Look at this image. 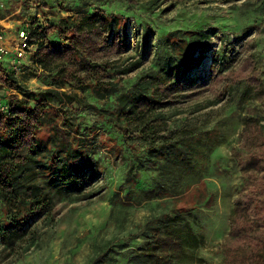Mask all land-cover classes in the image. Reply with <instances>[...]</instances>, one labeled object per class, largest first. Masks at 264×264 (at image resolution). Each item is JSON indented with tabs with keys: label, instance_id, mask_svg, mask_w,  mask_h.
<instances>
[{
	"label": "trees",
	"instance_id": "1",
	"mask_svg": "<svg viewBox=\"0 0 264 264\" xmlns=\"http://www.w3.org/2000/svg\"><path fill=\"white\" fill-rule=\"evenodd\" d=\"M127 1L138 4L142 0ZM83 13L79 22L67 17L46 28L42 37L58 31L63 42L43 39L33 55L42 69L78 87H82L80 79L64 66L93 46L110 43L118 52L124 40L114 29L128 19L104 8ZM215 33L214 29L204 30L203 25L165 32V60L158 68L149 69L127 87L116 82L93 87L96 98H109L103 121L114 136L110 153L117 158L124 149L128 155H120L119 161L131 160L127 163L124 184L128 190L124 197L131 200L138 194L163 199L168 209L150 215L140 226L144 240L137 249L127 250L119 258L110 254L108 245L88 264H178L188 258L199 238L187 216L199 206L211 207L214 196L204 180L185 186L182 183L186 175L207 169L218 133L190 119L194 110L200 111V105L193 111L190 106L179 107L205 91H211L217 101L229 103L234 85L241 82L248 85L238 105L246 117L232 153L239 159L244 185L234 202L228 230L231 240L222 245V256L226 264H264V103L260 109L248 106L253 91L264 101V80L254 75L256 56L251 38L235 52L239 56L236 67L225 69L234 53L226 43L211 54L208 83L202 76L194 77L193 71L208 55L212 37L218 36ZM5 83L21 95L10 96L8 110L0 113V248L12 255L10 263L15 264L36 243L33 220L40 214L53 219L62 210L53 205L49 194L42 193L38 169H42L51 191L82 194L88 200L92 193L82 192L99 181L103 168L91 144L96 129L56 114L52 104L63 103L58 91L27 92L13 75H8ZM177 111L187 112L184 118H176ZM43 130L46 135L41 138ZM44 162L48 166L41 165ZM148 172L155 174L152 186L139 191L137 177H148Z\"/></svg>",
	"mask_w": 264,
	"mask_h": 264
},
{
	"label": "rangeland",
	"instance_id": "2",
	"mask_svg": "<svg viewBox=\"0 0 264 264\" xmlns=\"http://www.w3.org/2000/svg\"><path fill=\"white\" fill-rule=\"evenodd\" d=\"M95 8H104L107 12L122 14L128 19L114 29L117 36L124 40L118 52L112 50L110 43L93 46L81 52L72 64L64 66L80 79L82 87L64 83L62 76L57 77L35 65L33 55L43 39L63 42L58 31L42 37L46 28L67 17L79 22L84 11L91 12ZM1 17L6 22L1 27L13 37L23 27L29 31L31 53L27 64L13 76L14 79L27 92L38 93L46 89L58 91L63 103L52 104L56 114L68 116L72 122L96 129L91 144L103 168L99 181L82 192L92 193L88 200L81 197L82 194L64 195L51 191L45 183L42 169H38L37 180L42 193L49 194L53 205L62 207V210L53 219L40 214L33 220L36 243L15 264H88L101 252L102 247L108 245L111 246L110 254L120 258L127 250L137 249L144 240L140 226L146 219L168 209L162 204L163 199L151 200L138 194H133L131 200L124 197L128 190L124 184L127 163L131 160L127 159L124 163L119 161L120 155H128L124 149L117 158L110 153L115 143L114 136H110L103 121V110L108 108L109 98L98 99L92 90L95 85L106 82L127 87L149 69L158 68L165 60V32L192 29L197 25H203L204 30H216L218 36L212 37L206 59L193 71V76H202L205 84L209 81L212 52H219L226 43L231 44L234 53L225 69L236 67L239 56L235 52L251 38L256 56L254 75L264 80V0H183L180 3L142 0L138 4H131L127 0H6L5 9L0 11ZM5 86L6 90L0 88L5 98L13 94L21 97L6 83ZM247 86L246 82L234 85L232 101L229 103L217 101L211 91H205L188 98L179 107L182 110L190 106L193 111L200 105V111L194 110L190 119H197L195 122L202 128L216 129L218 135L215 148L207 158V169L198 174L186 175L182 183L185 186L204 180L214 196V202L209 208L197 207L187 216V222L199 241L196 248L189 251L188 258L178 264H226L222 245L231 240L228 235L229 221L235 199L244 185L239 159L236 157V161L232 150L238 146L246 117L238 105ZM259 98L253 91L248 106L262 108L264 101ZM186 112L177 111L176 118H184ZM45 135L43 130L39 137ZM41 165L48 166L46 162ZM147 175H140V178L138 175L139 191L152 186L155 174L148 172ZM24 245L20 244L22 248H25ZM10 262L12 255L0 248V264Z\"/></svg>",
	"mask_w": 264,
	"mask_h": 264
},
{
	"label": "built area",
	"instance_id": "3",
	"mask_svg": "<svg viewBox=\"0 0 264 264\" xmlns=\"http://www.w3.org/2000/svg\"><path fill=\"white\" fill-rule=\"evenodd\" d=\"M6 7V0H0V11ZM29 31L23 27L15 37L0 25V88L6 90L5 80L15 76L28 62L31 53ZM37 66V63H35ZM8 99L0 92V113L8 110Z\"/></svg>",
	"mask_w": 264,
	"mask_h": 264
},
{
	"label": "crops",
	"instance_id": "4",
	"mask_svg": "<svg viewBox=\"0 0 264 264\" xmlns=\"http://www.w3.org/2000/svg\"><path fill=\"white\" fill-rule=\"evenodd\" d=\"M3 22H4V24H3ZM0 25H4V26L6 25V22L2 17L0 18Z\"/></svg>",
	"mask_w": 264,
	"mask_h": 264
}]
</instances>
